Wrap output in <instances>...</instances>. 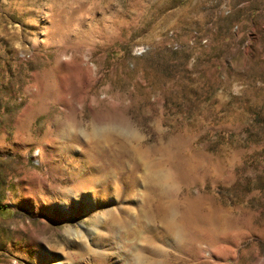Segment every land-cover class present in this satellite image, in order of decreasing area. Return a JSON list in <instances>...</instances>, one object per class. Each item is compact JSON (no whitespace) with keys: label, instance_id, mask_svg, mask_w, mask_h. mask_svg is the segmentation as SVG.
<instances>
[{"label":"rangeland","instance_id":"obj_1","mask_svg":"<svg viewBox=\"0 0 264 264\" xmlns=\"http://www.w3.org/2000/svg\"><path fill=\"white\" fill-rule=\"evenodd\" d=\"M150 173L219 221L158 241ZM258 258L264 0H0V264Z\"/></svg>","mask_w":264,"mask_h":264},{"label":"bare ground","instance_id":"obj_2","mask_svg":"<svg viewBox=\"0 0 264 264\" xmlns=\"http://www.w3.org/2000/svg\"><path fill=\"white\" fill-rule=\"evenodd\" d=\"M132 163L137 164L138 160H132ZM157 165L158 163L155 164V166ZM160 177L163 178L164 176ZM160 177L159 174L150 173L146 179L148 187L150 186L151 180H156ZM157 188L156 193H153L154 189H152V186L148 188V193L146 194L147 198L145 199L144 204L145 206L141 208L142 212L150 214L154 219L161 218V220L165 222V228L162 231V235H157L158 241L163 242L167 239L173 247H177L178 249V247L184 244L188 239H197L198 226L205 227L215 221H219L217 220L218 217L214 215V213H210L208 215H204L202 213L198 215V201L191 199L165 200L164 198L169 193L165 188H163L162 184H160ZM151 238L153 240L156 236L151 234ZM157 248L159 249V247ZM159 253L165 254L161 250ZM156 264L162 263L158 261ZM254 264H264V258H258Z\"/></svg>","mask_w":264,"mask_h":264},{"label":"crops","instance_id":"obj_3","mask_svg":"<svg viewBox=\"0 0 264 264\" xmlns=\"http://www.w3.org/2000/svg\"><path fill=\"white\" fill-rule=\"evenodd\" d=\"M99 186H102V185H99ZM103 187V186H102Z\"/></svg>","mask_w":264,"mask_h":264}]
</instances>
